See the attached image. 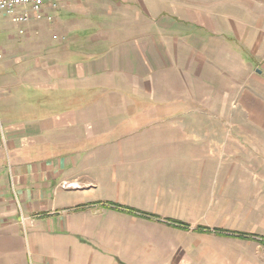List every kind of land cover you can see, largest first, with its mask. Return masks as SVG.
I'll list each match as a JSON object with an SVG mask.
<instances>
[{
	"label": "crops",
	"instance_id": "crops-1",
	"mask_svg": "<svg viewBox=\"0 0 264 264\" xmlns=\"http://www.w3.org/2000/svg\"><path fill=\"white\" fill-rule=\"evenodd\" d=\"M225 5L65 0L26 27L45 51L0 66V264H222L254 242L226 223L261 196L264 118L231 108L262 111L240 84L263 36Z\"/></svg>",
	"mask_w": 264,
	"mask_h": 264
},
{
	"label": "rangeland",
	"instance_id": "rangeland-1",
	"mask_svg": "<svg viewBox=\"0 0 264 264\" xmlns=\"http://www.w3.org/2000/svg\"><path fill=\"white\" fill-rule=\"evenodd\" d=\"M199 1L205 3L207 0ZM223 1H226L225 11L229 14L228 17L232 19L234 14H237L240 26L242 25L244 27L243 30L248 29L247 34L249 33L250 28L257 27L262 32L263 36V46L260 48V55H257L254 58L249 50L245 49L243 51L242 49L244 48L239 45L240 50H242V54L244 55L243 57L246 60L247 71L246 80L244 81L241 79L242 83L240 84V88L242 90L246 88L248 92H252L255 95L256 103L254 101L253 102L262 107V111L252 110L250 103H247V105L249 104L248 107L250 109H243L241 107L237 110L234 107L235 100L232 99L231 116H262L264 118V0ZM86 19L87 18L79 17L71 18L70 20L78 22L85 21ZM36 37L37 36L33 35V30H26L24 35H20L17 27L11 24L7 19L0 20V55L2 56L0 59V66L3 67L6 63H8L7 65L14 67L21 61L26 63L33 58L36 59L41 51H45V44L40 45V42L35 40ZM39 38L47 41L50 37H47L45 34L43 36H39ZM26 69H28V71H32L35 67L27 66ZM28 76L31 77V73H29ZM231 81L233 83L234 79H231ZM244 82L246 83V87L243 85ZM233 87L234 85L232 84V88ZM248 127L256 128V126L253 125ZM260 128L264 131V125ZM247 145L248 148H250L251 142L248 141ZM258 193L259 191H256L257 198L255 199L248 197L247 205L244 207L245 213L240 212V214L230 215L229 221L226 223L230 230L239 231L240 233L245 232L248 234H255L259 238H264V184L261 196H258ZM249 194L250 191H248V195ZM238 208L241 211L243 210L242 205ZM229 245L230 247H228V249L230 248V260H225L222 264H264V244H260L258 240L254 242L231 240ZM224 249L227 250V246H225ZM225 256L227 257V254H225Z\"/></svg>",
	"mask_w": 264,
	"mask_h": 264
},
{
	"label": "built area",
	"instance_id": "built-area-1",
	"mask_svg": "<svg viewBox=\"0 0 264 264\" xmlns=\"http://www.w3.org/2000/svg\"><path fill=\"white\" fill-rule=\"evenodd\" d=\"M65 0H0V20L7 19L24 35L26 27L33 22L54 21ZM2 56L0 55V59Z\"/></svg>",
	"mask_w": 264,
	"mask_h": 264
},
{
	"label": "trees",
	"instance_id": "trees-1",
	"mask_svg": "<svg viewBox=\"0 0 264 264\" xmlns=\"http://www.w3.org/2000/svg\"><path fill=\"white\" fill-rule=\"evenodd\" d=\"M132 212H134L131 209H128ZM226 234H230V237L232 238H240V239H244V240H258L261 244H264V238H259L256 235H250V234H244V233H234V232H227Z\"/></svg>",
	"mask_w": 264,
	"mask_h": 264
}]
</instances>
